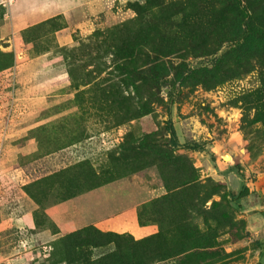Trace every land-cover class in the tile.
<instances>
[{
	"label": "rangeland",
	"instance_id": "374dc122",
	"mask_svg": "<svg viewBox=\"0 0 264 264\" xmlns=\"http://www.w3.org/2000/svg\"><path fill=\"white\" fill-rule=\"evenodd\" d=\"M16 4L0 0V264H264V42L239 40L264 0L248 19L237 0ZM119 179L153 234L36 235L59 233L44 210L66 194Z\"/></svg>",
	"mask_w": 264,
	"mask_h": 264
},
{
	"label": "crops",
	"instance_id": "0c3cea01",
	"mask_svg": "<svg viewBox=\"0 0 264 264\" xmlns=\"http://www.w3.org/2000/svg\"><path fill=\"white\" fill-rule=\"evenodd\" d=\"M43 1L46 0H17V4L11 7L12 16L15 17V11L24 10L32 2H37V5L36 9L30 12V18L40 19L59 11L55 6L45 9ZM58 34V40L61 43L68 42L67 32L64 33L62 30ZM24 148L25 146L21 152L26 154L27 151ZM124 186L133 193L126 181L119 179L47 207L46 213L57 225L59 233L52 235L48 230H43L37 232L36 235L53 237L91 225L104 232L128 233L135 238L153 234L157 230L156 225L139 223L138 207L141 204L137 198L139 194L137 193V196L129 197V199L125 198ZM30 214L27 215L29 217L26 216L27 225L30 228H35L32 212Z\"/></svg>",
	"mask_w": 264,
	"mask_h": 264
},
{
	"label": "trees",
	"instance_id": "16d2710c",
	"mask_svg": "<svg viewBox=\"0 0 264 264\" xmlns=\"http://www.w3.org/2000/svg\"><path fill=\"white\" fill-rule=\"evenodd\" d=\"M237 4H238L239 9L242 11L245 19L250 18V14H249L248 8L243 4V0H237ZM244 25H245V29L243 30V34H242V36H241V38L239 40H242L244 43H246V42L248 43L250 40L255 41L257 43L264 42V31H261V30L259 31V30H256V29L252 28V26H250L247 23V21H244ZM11 58H12L11 54L0 52V70L10 66ZM9 61H10V64H9ZM169 132L171 134V142H172L173 146L178 147L180 144H179V141H178L176 129H175V126L172 124L171 121L169 123ZM186 147H189V148L194 149V150L202 149V145H200L199 143H189V144H186ZM60 175H59V171H57V172H54V173H52V174H50L48 176H45L44 178L45 179H48L49 177L50 178H55V177L59 178ZM97 187H99V186H97ZM94 188H96V187H94ZM91 189H93V188H88L85 191H88V190H91ZM85 191L68 193V194H66L63 197V200H67V199L73 198V197H75V196H77V195H79V194H81V193H83ZM29 194L35 200V202L39 205V207H37L36 210L40 209L41 208V206H40L41 201H40V199H38V196L36 194L32 193V192H29ZM44 211L46 212V209ZM138 217H139V222L141 223L142 220H141V217H140V210L138 212ZM48 218H49V216H48ZM141 224H145V223L142 222ZM91 230H94V231L98 232L101 235H115V234H118L116 232H111V231L110 232H104V231L98 229L97 227L91 225V226H86L84 228L76 230L74 232L68 233V235L65 238L74 237L77 241H79L78 245H82L83 243H85L86 240H88L89 236L87 234H89V232Z\"/></svg>",
	"mask_w": 264,
	"mask_h": 264
},
{
	"label": "bare ground",
	"instance_id": "6f19581e",
	"mask_svg": "<svg viewBox=\"0 0 264 264\" xmlns=\"http://www.w3.org/2000/svg\"><path fill=\"white\" fill-rule=\"evenodd\" d=\"M224 158H225V160H231L232 157L230 154H226Z\"/></svg>",
	"mask_w": 264,
	"mask_h": 264
}]
</instances>
